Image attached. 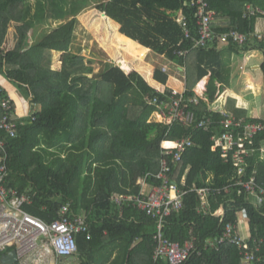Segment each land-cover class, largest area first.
<instances>
[{
    "label": "trees",
    "instance_id": "1",
    "mask_svg": "<svg viewBox=\"0 0 264 264\" xmlns=\"http://www.w3.org/2000/svg\"><path fill=\"white\" fill-rule=\"evenodd\" d=\"M193 1L0 0V71L27 90L32 103L41 106L35 120L19 121L16 138L0 131V138L6 140L11 186L32 200L24 210L44 222L56 220L66 204L87 218L90 237L77 236L80 264H168L154 260V220L129 204L117 205L113 197L139 195L138 181L148 174L149 183H158L154 175L161 167V143L185 137H191L194 146L184 154L175 178L188 193L183 209L166 219L164 232L181 244L197 239L201 251L186 264H243L234 245L204 247L208 239L221 235L228 223H238L244 211L250 242L264 240V205L257 206L256 198L238 184L255 177L264 188V130L251 144L245 143L249 152L244 155V173L240 175L233 153L225 160L212 151L213 137L225 131L221 124L225 116L210 108L220 90L231 85L234 55L261 53L259 72L264 77V42L256 36L264 33V28L259 31L261 25L264 27V14L250 15L247 10L250 5L264 11V0H206L216 13L213 29L217 35L237 30L248 36L243 45L231 39L226 43L215 39L207 47H196L194 41L199 35ZM89 7L120 26L117 42L132 57L144 61L150 49L181 67L187 100L195 98L198 83L210 77L204 97L197 105H190L195 112L193 126L150 122L157 108L148 100L166 98L138 72L127 74L108 63L101 76H93V68L73 52L78 16ZM181 16L187 19L190 38L178 22ZM11 24L18 25L10 28L8 45H16L7 51L3 46ZM58 52L63 53L59 70L53 68V56ZM168 79L169 74L157 68L155 80L167 84ZM6 95L0 87V97ZM115 106L117 125L114 112L111 121L115 128H109ZM225 109L228 117L243 124L264 125V120L250 118L239 109L233 98ZM208 119L212 122L209 129L197 128ZM235 131L236 136L244 135L245 129ZM225 187H229L228 193ZM203 188L213 192L208 210L198 214L201 205L196 189ZM222 205L225 215L214 216ZM9 251L0 252V258ZM257 255L260 259L254 264H264V243Z\"/></svg>",
    "mask_w": 264,
    "mask_h": 264
},
{
    "label": "built area",
    "instance_id": "2",
    "mask_svg": "<svg viewBox=\"0 0 264 264\" xmlns=\"http://www.w3.org/2000/svg\"><path fill=\"white\" fill-rule=\"evenodd\" d=\"M192 6L197 8V27L199 39H194L196 47H207L215 39H221L223 43L228 39L243 45L248 36L237 30L217 35L213 29V22L216 13L209 9L206 0H195ZM250 15L264 14V11L257 7L247 6ZM178 22L187 27V19L181 16ZM185 34L190 38L191 33L186 28ZM260 41L264 42V33L256 35ZM188 52H185L186 55ZM167 72V69H162ZM158 95H162L166 100H161L159 96L149 99V104L156 106L159 121L167 126L180 123L191 127L195 122V112L190 109L191 104L197 105L200 97L196 96L190 100L185 97L186 90L181 92L170 89L166 85L152 87ZM225 119L222 121L225 130L220 137H213L215 144L212 151L219 153L221 158L228 160L230 153L234 154V164L239 168V174L244 173L242 164L244 155H248L249 149L245 147L248 141L264 130V125L260 123H247L236 121L235 118L228 117L226 111H222ZM35 115V114H34ZM32 117L35 120V117ZM21 118L18 116L12 98L7 94L0 97V131L10 138L17 137V126ZM211 120L201 121L197 128L209 129ZM244 127V135L236 136L235 129ZM191 137H185L176 141H165L162 144V160L160 171L154 175L158 183H149L150 174L139 179L138 185L142 187L139 195H115L113 200L117 205L129 204L132 207L144 212L154 220V260L168 264H186L190 258L201 251L197 239L192 238L184 244L174 242L165 235L166 219L174 212H178L184 207V197L188 193L180 187L175 178V171L188 149L194 146ZM164 143H172L173 147H166ZM252 150V149H251ZM250 150V151H251ZM0 151L4 154L0 156V252L15 249L18 254L19 264H59L63 258L74 257L78 254L77 236L87 234L90 237V227L87 218L82 214H77L72 210L71 204H66L58 211V218L50 223L32 216L24 210L25 205H32V200L26 195H20L19 191L11 186V179L8 167V154L6 151V140L0 138ZM261 151L264 154V146ZM170 157V158H169ZM185 183V178L182 179ZM247 195L256 198V205H264V188L258 185L255 177L248 182H238ZM226 193L229 187H225ZM200 197V209L198 214L205 212L210 207L209 196L212 194L210 188L196 189ZM218 194L222 190L215 191ZM214 216L225 215V208L222 205ZM248 217L244 211L240 215L238 223H228L222 230L221 235L207 240L205 249L216 248L222 244L236 246L242 256L243 264H254L259 258L257 255L261 251L264 240H253L243 234V228L247 225Z\"/></svg>",
    "mask_w": 264,
    "mask_h": 264
},
{
    "label": "rangeland",
    "instance_id": "3",
    "mask_svg": "<svg viewBox=\"0 0 264 264\" xmlns=\"http://www.w3.org/2000/svg\"><path fill=\"white\" fill-rule=\"evenodd\" d=\"M95 7H89L83 11L79 16L75 27V40L73 46V52L79 54L85 59V63L93 68V76H101L105 70V66L109 64L117 65L122 68L127 74L133 71L138 72L140 75L145 77L146 81H151L153 78V73L157 68L167 69L170 73L169 68L171 67L170 62L163 56L155 54L150 50L144 61L136 59L127 53V51L117 42L116 34L120 32V26L113 20L109 19L107 16H103ZM20 27V26H19ZM9 30V29H8ZM62 55L63 53H54L53 56V68L61 69L62 65ZM241 66V65H240ZM235 71V70H234ZM240 71V76L243 74L242 67H238L235 73ZM173 73V72H172ZM237 75V74H236ZM247 78L246 75H242L239 79L235 80L236 87L234 92L241 94L240 91V81L244 82ZM239 81V83H238ZM3 82V80H2ZM2 82L0 84L2 85ZM18 87V86H17ZM244 87L245 84H244ZM19 88V87H18ZM248 88V87H247ZM20 89V88H19ZM253 93H260L258 87L248 88ZM22 90V89H21ZM262 95L264 94V89L262 88ZM18 94L21 95V91L18 90ZM23 94V93H22ZM258 99L259 103L256 105L257 116L264 117V104L263 99ZM16 98V97H15ZM17 99V98H16ZM115 114L117 107H114ZM31 113V114H30ZM26 117L30 120L33 117L32 112ZM31 115V116H30ZM30 116V117H29ZM111 118V116H110ZM159 121L156 114L152 116L151 122ZM113 127L112 121L109 119V128ZM245 232V227L242 229ZM76 256V255H75ZM77 258H79L77 256ZM74 257L63 258L60 260L59 264H74L76 261Z\"/></svg>",
    "mask_w": 264,
    "mask_h": 264
},
{
    "label": "crops",
    "instance_id": "4",
    "mask_svg": "<svg viewBox=\"0 0 264 264\" xmlns=\"http://www.w3.org/2000/svg\"><path fill=\"white\" fill-rule=\"evenodd\" d=\"M14 25H18V24H11L9 26V30ZM19 26H20L19 30H21V25H19ZM263 28H264L263 25H261L259 28V31L261 32L262 31L261 29H263ZM9 30H8V33L6 35L3 47L7 51H12L15 48L16 43H15L13 48L9 47V45H8ZM148 52H150V49H148ZM262 58H263L262 54L257 52V51L247 53L241 57L236 56V55L233 56V58H232L233 62L231 64V71H230L231 72V81H230L231 85L228 87H224V89L220 90L219 96H218L219 98L217 99L216 103L210 107L211 110L221 111V112L225 111L226 110L225 105L227 104V102L229 101L230 98H233L234 100H236L237 107L239 109L245 110L250 118H259V119L264 120V117L257 116V112H256V110H254L256 108V105L259 103L258 99L260 98V95H262V93H261L262 88L264 89V77L260 76V72H259V65L262 61ZM170 65H171V67L169 68L170 73H167V74H169V79H168L167 84H164V85H166L170 89H176V90L181 91V92L187 90L185 75L183 73L184 70L172 62H170ZM238 67L239 68L242 67V70L244 71L243 74H241V76L242 75L247 76V78L244 79V82L240 81L239 86H240V91L242 92L241 94H238V93L233 91L235 89L234 87H236L235 80L239 79V77H241L239 74L240 71L235 73V71L237 70ZM2 80H3V82H2ZM204 80H206L204 89L199 92L198 86ZM209 80H210V77L207 76L203 80H201L198 83V85L196 86L195 93L198 97H200V98L204 97L205 92L207 91V85L209 83ZM0 82H2V85L0 84V87L3 90H5L6 93L12 98V100L15 104V107H16L17 114L21 118V120L27 119L26 117L29 115L30 112H32V114L34 115V114L39 113L41 111L40 105L34 104L31 102L27 90L19 89L20 87L17 84L9 81L6 77V75L3 74L1 71H0ZM147 82L151 87H156V86L162 84V83H159L158 81L155 80V74L154 73H153L152 80L147 81ZM238 83H239V81H238ZM244 84L246 87H244ZM247 87L252 88V89L254 87H258L259 90H261V92L259 94L253 93ZM18 90L21 91L22 96H20L18 94ZM261 98L263 99V104H264V94L262 95ZM115 107H117L116 110H118V106H115ZM112 112L114 113V110ZM113 113L111 114V117H112ZM116 113L117 114H115V117H116V125H117L118 111H116ZM151 119H152V117H151ZM151 119H150V122H151ZM110 120H111V118H110ZM110 128H115V127H110ZM141 190H142V187H141ZM245 229L246 230H245V232H243V234L245 236H248L247 235V233H248L247 225H245ZM77 256L79 257V254L74 256V258L77 259L76 261H74V264H80L81 263L80 258H77ZM67 264H69V263H67Z\"/></svg>",
    "mask_w": 264,
    "mask_h": 264
},
{
    "label": "water",
    "instance_id": "5",
    "mask_svg": "<svg viewBox=\"0 0 264 264\" xmlns=\"http://www.w3.org/2000/svg\"><path fill=\"white\" fill-rule=\"evenodd\" d=\"M104 16L106 14L104 13ZM19 258L17 251L15 249L10 250L7 253H4L0 258V264H18Z\"/></svg>",
    "mask_w": 264,
    "mask_h": 264
},
{
    "label": "bare ground",
    "instance_id": "6",
    "mask_svg": "<svg viewBox=\"0 0 264 264\" xmlns=\"http://www.w3.org/2000/svg\"><path fill=\"white\" fill-rule=\"evenodd\" d=\"M205 83H206V80H204L203 82L200 83V85L198 86V91L199 92L204 89ZM166 144H168V143H164V146H166ZM169 144H172V143H169Z\"/></svg>",
    "mask_w": 264,
    "mask_h": 264
}]
</instances>
